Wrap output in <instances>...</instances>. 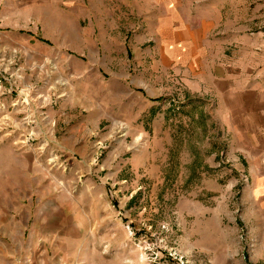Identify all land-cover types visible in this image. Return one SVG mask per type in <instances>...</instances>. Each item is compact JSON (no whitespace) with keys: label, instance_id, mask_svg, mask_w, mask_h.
Returning <instances> with one entry per match:
<instances>
[{"label":"rangeland","instance_id":"obj_1","mask_svg":"<svg viewBox=\"0 0 264 264\" xmlns=\"http://www.w3.org/2000/svg\"><path fill=\"white\" fill-rule=\"evenodd\" d=\"M210 1L166 4L187 12L194 39ZM224 1L227 22L199 37L224 38L228 53L245 38L253 78L264 0ZM161 3L0 0V206L26 204L35 180L47 186L40 210L56 193L74 198L94 264H264V134L234 140L198 70L169 61L178 37Z\"/></svg>","mask_w":264,"mask_h":264},{"label":"crops","instance_id":"obj_2","mask_svg":"<svg viewBox=\"0 0 264 264\" xmlns=\"http://www.w3.org/2000/svg\"><path fill=\"white\" fill-rule=\"evenodd\" d=\"M159 2H162L160 9L163 13L160 21L166 19V7L172 9L167 15L170 21L166 19L171 26L166 27L173 30L170 33L173 37H178L173 44H168L169 49L174 48L173 52L168 51L169 61L170 59L172 61L180 60L182 65L192 66V68L198 70V76L206 80V84L212 90L214 96L222 102V121L226 130L230 134H234V140L244 142V140L253 139L250 134H257L260 131L264 134V124L261 128L258 127L254 130L256 126H260L257 123L258 119L264 122V104L260 103L264 98V90L259 88L260 81L254 78L264 75V66L258 69L262 68V71H258L255 75L252 73L253 78L247 77L248 75L245 72L249 71L250 68L249 66L244 68L245 65L242 62L245 54L247 55L246 52L250 51L246 49V46H248L245 43L246 39L234 37L235 39L232 42L235 40L237 42L235 45L237 53H228L224 50L226 46L224 38L214 40V37L211 36L207 38L199 37L203 29L209 32L217 26L221 27L223 21L227 22L228 17L224 18L228 15L225 11L229 6L227 1L211 0V4H208L203 12H198V22L194 28H191V36H194V39L188 37L190 34L188 32V17L183 14V18L180 19L179 16V14L187 12H180L175 5L166 4L170 0H158ZM175 15L177 18L174 21L171 16ZM183 19L187 26L183 25ZM160 23L163 26V22ZM227 43L229 42L227 41ZM93 118L91 116L85 118L88 119L85 122L87 127L94 124L99 127L102 124ZM79 130L82 132L81 129ZM88 130L90 134L92 133L91 135L96 134V132H92L93 130ZM75 135L79 136L81 134L77 130ZM107 140L108 138L105 137L104 143ZM77 142L67 139V146L69 149H75L69 145H75ZM88 182L91 181L87 178L85 183ZM37 183L35 180L29 186L31 190L30 197L23 206L17 207L15 196L8 197L12 199V202L6 203L8 205L3 209L0 206V212L3 211V214H0V264H94L93 262L84 261V257L81 255L86 253L90 246L86 244L78 245L77 238L90 236V231L84 228L85 225L78 227V221L85 219V217L77 213V200L74 198L71 200V207L70 196H66V194L62 196L63 194L56 193L46 202L41 200L42 208L40 210L37 207V200L45 198L48 194L43 192V189L47 186H41L40 183L39 188L43 189L37 191ZM18 188L19 186L12 188L13 192ZM13 199L15 202H13ZM62 201H64V204ZM50 205H53L52 209L48 208ZM49 210L53 212L51 217L46 216ZM48 219L54 220L58 225L48 227L47 222V225L44 223ZM36 238L44 239L38 243Z\"/></svg>","mask_w":264,"mask_h":264}]
</instances>
